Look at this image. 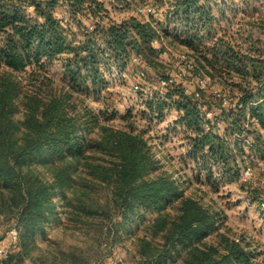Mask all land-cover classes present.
<instances>
[{"label": "trees", "instance_id": "trees-1", "mask_svg": "<svg viewBox=\"0 0 264 264\" xmlns=\"http://www.w3.org/2000/svg\"><path fill=\"white\" fill-rule=\"evenodd\" d=\"M211 1L172 0L160 24L136 11L146 0H0V220L13 222L0 233V247L11 228L18 232L3 264H23L45 225L88 229L105 222L119 237L145 221L150 234L139 240L140 264L177 258L181 264H264L248 242L219 233L221 213L186 195L189 180L160 164L137 115L97 112L85 102L99 101L107 76L123 73L137 57V81L148 70L158 72L142 115L151 121L166 108L178 111L196 182L203 184L202 175L217 192L263 163V0ZM107 5L134 14L115 20ZM258 24L263 36L254 37ZM166 39L187 49L189 73L218 87L188 92L174 82L159 88L168 76L153 58L162 57ZM53 62L63 68L57 84L48 73ZM19 106L22 121L14 117ZM116 118L123 126L109 124ZM245 181L243 189L251 184ZM214 233L218 244L208 241Z\"/></svg>", "mask_w": 264, "mask_h": 264}, {"label": "rangeland", "instance_id": "rangeland-1", "mask_svg": "<svg viewBox=\"0 0 264 264\" xmlns=\"http://www.w3.org/2000/svg\"><path fill=\"white\" fill-rule=\"evenodd\" d=\"M214 1H211V3ZM146 2L155 8L151 13L154 22L164 24L165 21L161 12L170 8L172 0H146ZM233 2L238 3L240 0H234ZM252 4L257 6L254 2ZM258 5H260L259 2ZM261 5L259 9L264 16V0ZM107 6L111 11V17L115 20L134 14L132 9L123 10L121 6L117 5ZM261 26L262 24L255 25L252 29L254 37L263 36ZM173 32H175L174 29ZM163 42L162 51L171 50L175 55L187 52V49L180 44H172L167 39ZM153 60L158 62V67L163 70L165 75L171 76L173 80H180L178 78L179 74L181 72L186 73L184 64L176 57L162 54V57L157 58L154 55ZM150 65L151 67L155 66L151 63ZM132 67V64L129 65L121 74L114 70L111 76H107L108 87L100 95V100L96 101L89 97L86 98L85 102L97 112L106 113L108 109L107 114L115 110L119 114L130 111L132 114L137 115L135 118L136 125L139 128L148 129L147 136L150 137V144L153 146V152L156 158L160 160V164L175 178L179 177L182 181L189 180V183L185 184L186 195L201 199L202 203L210 209L221 213L223 219L219 233L230 239H243L261 252V258L264 260V206L261 205V203H264V187L259 185L261 178L264 176V162H254L256 164L248 167L253 172L251 179H245L241 176L239 182L220 185L217 192L211 190L210 187L208 188L205 177H202V175L203 184L196 182L194 176L197 169L186 157L187 140L183 134L184 127L177 123L178 111L174 107L166 108L163 110L161 118L153 115L151 121L145 115H142L143 102L147 99L145 95L156 89L154 88V82L158 77V72L148 70L146 78L137 81L134 74L135 69ZM48 73L57 84L63 78L61 63L53 62L49 64ZM197 78L188 71V75L183 82L184 87L188 90L197 88ZM136 85L143 90L138 92L139 89L136 92L134 90ZM207 87L216 88L218 86L214 84L208 86L207 79L205 88ZM148 97L150 98V96ZM14 117L17 121L23 120L21 106H19ZM109 124L118 127L123 126L124 122L116 118L110 121ZM92 136L95 137V134ZM44 176L45 178L49 177L48 174ZM245 180L250 181L251 184L249 185L248 182L243 189L240 183H246ZM150 216L148 215V217ZM5 219L0 220V233L9 225H13L11 219L8 221ZM148 224V221H145L139 228H133L132 233L128 235L120 232L119 237L111 230V224L107 226L105 222L88 229H76L69 223L45 225V236L39 233L36 234L35 247L23 264H140L137 246L141 238H149L150 233L146 230ZM220 240L221 236L216 233L208 238L209 242L215 244H218ZM13 245L15 244L10 241L5 244L9 249ZM170 264H181V258H177L175 263Z\"/></svg>", "mask_w": 264, "mask_h": 264}, {"label": "built area", "instance_id": "built-area-1", "mask_svg": "<svg viewBox=\"0 0 264 264\" xmlns=\"http://www.w3.org/2000/svg\"><path fill=\"white\" fill-rule=\"evenodd\" d=\"M155 8L149 6V5H142V6H138L136 8V11L140 14H151L153 12ZM154 44H157V41H154ZM162 54H166V55H169V56H173V57H176L178 58L182 64H184L185 66V69H186V73H180L178 78L180 80H173L171 76H168L166 79H159L158 80V86L159 88H164L166 87L168 84H171V83H180L184 86V80H185V77L188 75V70L191 69V62L190 60L188 59L187 55L186 54H179V55H175V53L171 50H163ZM139 62V59L137 57H133L132 58V64H138ZM139 74H140V77H144L145 76V71L143 69H141L139 71ZM206 82L207 80L206 79H203V78H199L197 79V87L199 88H205V85H206ZM134 90L137 92V90H139V86L136 85L134 86ZM186 91L190 92L192 90H188L186 88ZM214 92L217 94V95H220L217 90H214ZM198 93L195 92V96L198 97ZM149 96L151 97L152 96V93L149 92ZM224 104H226V100H223ZM212 116V112L211 111H208L206 113V117L209 118ZM252 170L250 168H245L243 169L242 171V176L245 178V179H248V178H251L252 176ZM259 185H261L262 187H264V176L261 178V181L259 183ZM263 206V204H262ZM9 236H10V242L12 243H15L16 240H17V236H18V232L15 228H11L9 230ZM8 253H9V248L7 246H2L0 247V264H3V261L7 258L8 256Z\"/></svg>", "mask_w": 264, "mask_h": 264}]
</instances>
